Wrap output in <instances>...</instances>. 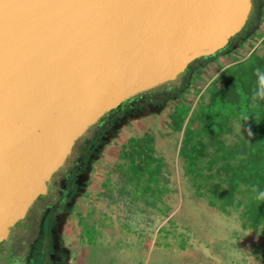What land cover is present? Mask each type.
Here are the masks:
<instances>
[{"label":"water","instance_id":"95a60500","mask_svg":"<svg viewBox=\"0 0 264 264\" xmlns=\"http://www.w3.org/2000/svg\"><path fill=\"white\" fill-rule=\"evenodd\" d=\"M252 5L0 0V245L85 130L226 47Z\"/></svg>","mask_w":264,"mask_h":264},{"label":"rangeland","instance_id":"374dc122","mask_svg":"<svg viewBox=\"0 0 264 264\" xmlns=\"http://www.w3.org/2000/svg\"><path fill=\"white\" fill-rule=\"evenodd\" d=\"M260 11L257 25L246 29L245 26V35L241 39L234 40L214 55L201 57L193 68L189 65L188 77L186 69L182 75L163 83L178 85L186 78L183 92L162 108L153 110L151 114H143L144 119L135 120V138L147 133L153 138L155 156L160 160V171L156 177L148 181L138 176L133 169H128V162H133L130 160L114 168L113 175L109 176L115 184L112 183L107 191L108 200L104 196L105 189L100 187L101 177L91 182L93 186L89 192L78 194L75 207L64 215V229L68 234L66 240L73 254L72 264H83L84 260L100 262L107 257L112 260H122L123 257L130 261L138 259L139 264L147 260L158 263L165 258L171 259L173 264H180V261L203 264L208 260H212L213 264H256L257 259L244 251L243 233L251 232L254 239L261 233V228L245 231L240 207L231 206L223 212L211 205L206 195H196L193 182L185 174V163L179 155L183 131L172 129L167 122L178 104H186L189 113L185 125L202 95L226 66L245 58L255 49L263 51L264 2ZM99 120L85 130L75 144L88 135ZM238 132H243V128L235 125V133ZM232 136L226 138L231 140ZM75 144L62 166L50 178L46 193L33 201L26 215L13 227L8 239L17 227L24 226L29 211L51 196L50 183L57 172L67 165ZM206 157L197 165L204 166ZM153 167L154 163L151 165ZM125 198L127 202H124ZM237 198L246 199L243 193ZM50 209H47L41 222L42 234L50 223ZM39 245L40 241L36 240L32 248L36 250Z\"/></svg>","mask_w":264,"mask_h":264},{"label":"trees","instance_id":"16d2710c","mask_svg":"<svg viewBox=\"0 0 264 264\" xmlns=\"http://www.w3.org/2000/svg\"><path fill=\"white\" fill-rule=\"evenodd\" d=\"M244 35L242 29L230 38L228 45ZM261 44L262 52L253 50L217 75L185 125L189 113L186 104H178L167 123L172 129L183 131L179 155L196 195H206L209 203L223 212L231 206L240 207L242 228H261L257 237L251 236L248 253L264 264V201L257 200L253 191V186L264 190V100L252 98L257 85L256 69L264 71V38ZM235 125L242 127L243 132L235 133ZM228 135H233L231 140L226 138ZM130 146L135 174L151 181L160 171L152 136L147 133L135 138ZM204 157L206 164L198 166ZM242 193L244 200L237 198Z\"/></svg>","mask_w":264,"mask_h":264},{"label":"flooded vegetation","instance_id":"af4514ba","mask_svg":"<svg viewBox=\"0 0 264 264\" xmlns=\"http://www.w3.org/2000/svg\"><path fill=\"white\" fill-rule=\"evenodd\" d=\"M257 9L258 3L253 0L245 29L254 26ZM197 60L190 64L191 68ZM190 69H187V77ZM186 82L185 78L178 85L162 84L132 96L108 112L90 129L88 135L78 140L67 165L57 172L50 183L51 196L38 202L34 211H29L24 226L17 227L5 245H0V264H72L73 254L66 240L68 234L64 229V215L72 211L76 197L88 186L90 170L101 145L113 134H117L122 124L133 119H144L143 114H151L153 110L171 102L183 92ZM165 89L168 91L165 92ZM171 89L176 91L172 93L169 91ZM49 207L50 223L47 231L42 234L41 222ZM36 240L40 241V245L34 250L32 244Z\"/></svg>","mask_w":264,"mask_h":264},{"label":"crops","instance_id":"0c3cea01","mask_svg":"<svg viewBox=\"0 0 264 264\" xmlns=\"http://www.w3.org/2000/svg\"><path fill=\"white\" fill-rule=\"evenodd\" d=\"M259 4L260 0H256ZM263 3L264 0H261ZM135 139V119L129 121L128 123L122 124V126L119 127V131L117 134H113L110 138H108L102 145L100 150L96 154V158H94V162L92 165V169L90 170V178H89V184L97 177H101L100 187L101 189H105V197L108 200L109 194H107L108 189L111 187V184H115L113 178L109 177L112 176L114 173V168L117 169L119 165H123L126 161H133L128 162V169H132L134 171L135 167V160H132L129 157V153L131 150L130 142L131 140ZM129 169V170H130ZM132 171V172H133ZM135 172V171H134ZM121 183V182H120ZM86 186L84 192H89L91 190V185ZM117 184V183H116ZM118 185V184H117ZM95 186V184H94ZM82 193V192H81ZM103 195V194H102ZM131 201V200H130ZM124 202H127V198H125ZM74 216V215H73ZM72 216V217H73ZM245 231L250 229H244ZM251 231V230H250ZM251 232L243 233V248L245 252H248V249L251 247ZM249 238L248 240H246ZM264 242H262L261 245H263ZM153 245H150V249H153ZM136 249V248H135ZM116 260H112L110 257H107L100 262L97 260H84L83 264H139L140 261L138 259H125V257ZM258 261V260H257ZM204 262V261H203ZM256 264H260L258 262H255ZM141 264H173V261L169 258H165L164 260L160 262H156V260H147L146 262H142ZM179 264V263H177ZM180 264H187L186 261H180ZM203 264H213L212 260H208V263ZM229 264H237L236 262H230Z\"/></svg>","mask_w":264,"mask_h":264},{"label":"clouds","instance_id":"9594fccd","mask_svg":"<svg viewBox=\"0 0 264 264\" xmlns=\"http://www.w3.org/2000/svg\"><path fill=\"white\" fill-rule=\"evenodd\" d=\"M256 76H257V85L253 92L252 98L254 100H264V71L257 68ZM257 188L258 186H253V191L255 192V198L257 200L264 201V190H257Z\"/></svg>","mask_w":264,"mask_h":264}]
</instances>
